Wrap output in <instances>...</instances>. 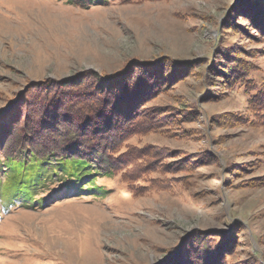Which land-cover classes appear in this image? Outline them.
Masks as SVG:
<instances>
[{"label":"rangeland","instance_id":"1","mask_svg":"<svg viewBox=\"0 0 264 264\" xmlns=\"http://www.w3.org/2000/svg\"><path fill=\"white\" fill-rule=\"evenodd\" d=\"M132 58L165 65L95 95ZM262 88L264 0H0V123L39 126L52 98L131 122L113 174L50 161L25 199L0 162V264H264Z\"/></svg>","mask_w":264,"mask_h":264},{"label":"trees","instance_id":"2","mask_svg":"<svg viewBox=\"0 0 264 264\" xmlns=\"http://www.w3.org/2000/svg\"><path fill=\"white\" fill-rule=\"evenodd\" d=\"M75 2L86 7L90 4H100L103 0H75ZM158 60L160 61L154 62L156 64L150 63L147 66L146 64L144 65L142 61H139V59L132 58L118 70L110 73L105 72L104 77L108 78L110 81L105 90L104 88H100L99 90L92 81L88 83L91 82V86H93L95 90V95H100L101 91L109 95L112 91H116L117 93V91L121 92L123 90V92L127 94L128 90L134 86V83L138 82V79L139 82H142L141 84L146 81L147 78L144 77L149 69L156 71V69L161 68V65H165L161 58ZM128 66H130L129 69L125 70ZM227 68L230 67L227 66ZM140 72L142 73V80L139 78ZM87 74L89 73L81 71L77 76L60 80L58 83L55 82L54 85H60L61 87L71 85L72 87L75 86V88H79L85 83L84 81H87ZM96 76L98 75L95 74L92 77ZM61 87L58 89H62ZM44 89L45 94H48V90H46L48 88ZM52 90L54 91L55 89ZM78 90L79 91H75L73 94L76 96V99L79 101L86 100L85 98L89 96L88 91L84 88ZM55 93L57 94V92ZM55 98L57 97L55 96ZM99 98H102L101 95ZM52 99L54 104H51L47 111L43 113L44 115L39 126L34 124V115L31 110L27 109L24 111L21 127L17 125L18 121L14 120V118L13 120L10 119L7 123H0V162L2 161L8 172L14 173L9 174L10 176L12 175L11 177H14L12 183L15 185L13 187L18 190L25 199L28 198L30 193L28 187L32 184V181L36 180L38 173L35 175L28 174L26 176L21 174H24L33 166L42 168L46 166L47 163L50 164V161H54V165H61L63 172L69 173L73 172L71 167L76 170L78 167L85 168L93 165L96 171H100L104 174L116 173L124 166H120L123 163L120 159L112 157V153L121 139L128 133L125 127H128L127 125L131 122L129 118H126L125 114L115 121L108 119L107 122L104 123L98 119L101 114H98L97 110L94 109V101H90L93 102L92 104H90V102L87 104L90 106H84L85 102H76L78 103L79 111L77 112L76 109V114H73L71 111L63 109V104L66 103L65 101L60 105L58 103H61V101L55 103L56 100L54 98ZM250 102L253 105H257V107L255 106L256 110L253 111L264 112V88L258 89L250 99ZM11 104L12 102L8 107H10ZM118 104L120 105V103ZM123 104L128 103L125 102L122 103V105ZM117 107L116 110L118 109ZM126 107L127 106L120 108L119 106V112H125L123 108ZM3 112L4 110L0 111V116ZM119 112L117 115H121ZM78 117L80 119H78ZM10 176L7 177L8 180H10ZM126 178L128 179V177ZM224 252H227V250H224ZM212 255V257H217L220 254L213 252ZM174 256L175 253L170 255L167 260L173 259ZM216 257L209 261V256H205L207 260L201 263L217 264L219 260H217ZM193 264H195V262Z\"/></svg>","mask_w":264,"mask_h":264}]
</instances>
